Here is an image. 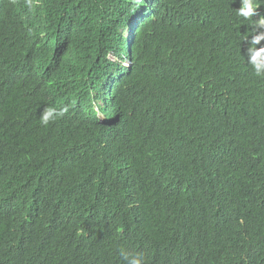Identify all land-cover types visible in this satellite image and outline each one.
<instances>
[{
    "label": "trees",
    "instance_id": "1",
    "mask_svg": "<svg viewBox=\"0 0 264 264\" xmlns=\"http://www.w3.org/2000/svg\"><path fill=\"white\" fill-rule=\"evenodd\" d=\"M33 5L0 0V264H264V0Z\"/></svg>",
    "mask_w": 264,
    "mask_h": 264
},
{
    "label": "clouds",
    "instance_id": "2",
    "mask_svg": "<svg viewBox=\"0 0 264 264\" xmlns=\"http://www.w3.org/2000/svg\"><path fill=\"white\" fill-rule=\"evenodd\" d=\"M26 6L31 10L33 8V0H25ZM259 7V0H240V7L238 8V15L245 19L257 15ZM259 25L264 27V18L259 21ZM264 40V32L257 33L252 38V45L259 44ZM249 61L253 65L257 75L264 74V47L259 49L249 48ZM68 111L67 107L60 108L46 107L43 109L39 116V122L42 126H47L49 123L54 122L56 119L61 118ZM120 256L126 264H144V257L139 252H131L121 248Z\"/></svg>",
    "mask_w": 264,
    "mask_h": 264
}]
</instances>
